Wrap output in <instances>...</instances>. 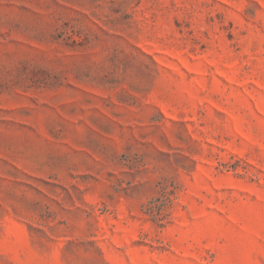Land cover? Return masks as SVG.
I'll return each mask as SVG.
<instances>
[{"label": "rangeland", "instance_id": "rangeland-1", "mask_svg": "<svg viewBox=\"0 0 264 264\" xmlns=\"http://www.w3.org/2000/svg\"><path fill=\"white\" fill-rule=\"evenodd\" d=\"M0 264H264V0H0Z\"/></svg>", "mask_w": 264, "mask_h": 264}, {"label": "trees", "instance_id": "trees-1", "mask_svg": "<svg viewBox=\"0 0 264 264\" xmlns=\"http://www.w3.org/2000/svg\"><path fill=\"white\" fill-rule=\"evenodd\" d=\"M149 212L154 214V209H149ZM153 217L155 220L163 222L166 219V214H162V211H159L158 213L154 214Z\"/></svg>", "mask_w": 264, "mask_h": 264}]
</instances>
